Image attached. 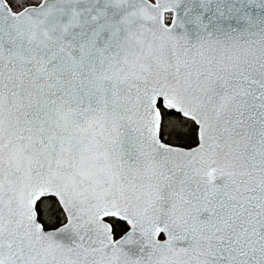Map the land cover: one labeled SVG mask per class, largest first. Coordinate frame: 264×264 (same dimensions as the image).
<instances>
[{
	"label": "snow or ice",
	"instance_id": "6c2138e0",
	"mask_svg": "<svg viewBox=\"0 0 264 264\" xmlns=\"http://www.w3.org/2000/svg\"><path fill=\"white\" fill-rule=\"evenodd\" d=\"M0 264H264V0H0Z\"/></svg>",
	"mask_w": 264,
	"mask_h": 264
},
{
	"label": "water",
	"instance_id": "95a60500",
	"mask_svg": "<svg viewBox=\"0 0 264 264\" xmlns=\"http://www.w3.org/2000/svg\"><path fill=\"white\" fill-rule=\"evenodd\" d=\"M161 239H164V237H163V236H161Z\"/></svg>",
	"mask_w": 264,
	"mask_h": 264
}]
</instances>
